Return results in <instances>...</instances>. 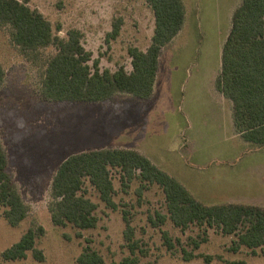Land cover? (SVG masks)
<instances>
[{"label": "rangeland", "instance_id": "374dc122", "mask_svg": "<svg viewBox=\"0 0 264 264\" xmlns=\"http://www.w3.org/2000/svg\"><path fill=\"white\" fill-rule=\"evenodd\" d=\"M28 5L42 12L61 37L69 28L80 29L82 44L91 52L89 63L98 60L100 69L113 71L123 66L130 71L128 48L145 50L153 34L154 15L145 0H28ZM119 19L117 36L109 37L107 33ZM55 51L53 46L41 48L38 60L29 59L12 43L9 27L0 24V64L5 71L0 85V142L16 187L28 206L17 226L7 223L0 208V264H80L77 258L84 249L97 251L103 264H121L131 255H136L140 264H264V244L234 250L236 236L223 234L214 225L175 226L168 218L158 184L139 190L140 183L134 179L123 186L116 168L110 169L115 209L106 206L85 179L86 195L97 203L95 227L78 229L52 222L48 208L51 183L57 166L68 155L95 148H136L158 161L162 154L178 157L185 146L182 114L177 109L180 87L185 83L181 69L175 76L172 72L164 75L150 98L117 92L96 102L52 100L42 94L41 79L44 62ZM166 55L162 52V63ZM196 159L197 153L193 161ZM172 166L170 163L168 168ZM190 167L192 177L179 178H184V184L200 201L264 208L263 178L241 175L231 177L230 184L214 161L206 167L192 163ZM158 213L165 215V220L155 224ZM28 228L42 229L35 246L43 258L38 260L30 251L22 259H3L2 251ZM164 231L171 238V247L164 240Z\"/></svg>", "mask_w": 264, "mask_h": 264}, {"label": "trees", "instance_id": "16d2710c", "mask_svg": "<svg viewBox=\"0 0 264 264\" xmlns=\"http://www.w3.org/2000/svg\"><path fill=\"white\" fill-rule=\"evenodd\" d=\"M145 2L154 15L153 34L145 50L137 46L128 48L130 71L123 66L113 71L100 69L96 59L90 64L91 52L82 44L81 30L72 27L65 37L57 35L50 21L38 9L30 7L28 0H0V24L9 27L12 43L29 59L38 60L41 48H55V53L44 62L41 92L45 98L96 102L117 92L148 98L153 91L161 49L182 27L185 12L182 0ZM120 20L107 33L109 37L117 36ZM4 77L5 71L0 64V85ZM217 86L233 103L234 122L241 136L249 142L264 144V0H242L235 9L222 48ZM111 168L118 169L123 186H128L134 179L140 183L139 190L149 184H158L165 196L168 218L181 229L191 223L214 225L223 234L236 236L232 245L234 250L241 246L254 249L264 244V208L245 203L206 204L176 177L133 148H95L65 157L57 166L51 183L52 199L48 208L52 222L59 226L71 224L78 229L96 226L97 203L86 195L85 179L97 190L105 205L115 209ZM0 208L2 217L11 226H17L28 211L9 170L1 142ZM157 218L153 223H163L165 215L158 213ZM125 220L130 230L126 217ZM40 231L41 228H28L2 251L3 259H22L31 251L41 260L42 252L35 246ZM163 235L171 247L167 232ZM77 261L103 264L101 255L89 249H84ZM242 263L229 261L227 264ZM121 264L140 262L136 255H131Z\"/></svg>", "mask_w": 264, "mask_h": 264}, {"label": "crops", "instance_id": "0c3cea01", "mask_svg": "<svg viewBox=\"0 0 264 264\" xmlns=\"http://www.w3.org/2000/svg\"><path fill=\"white\" fill-rule=\"evenodd\" d=\"M241 1L182 0L185 12L182 27L159 54L153 91L148 98L154 95L164 75L172 72L175 76L180 69L184 72L185 83L180 87L177 109L182 114L185 146L178 157L162 154L158 161L151 154L140 152L183 184L184 178L179 177H192L190 163L206 167L212 161L223 177H229L230 184L231 177L241 175L264 179V144L249 142L241 136L234 122L233 103L217 86L222 48ZM162 52L167 53L165 63L161 62ZM160 70H163L161 78ZM251 153L257 155L246 157ZM170 163L173 168H168Z\"/></svg>", "mask_w": 264, "mask_h": 264}]
</instances>
